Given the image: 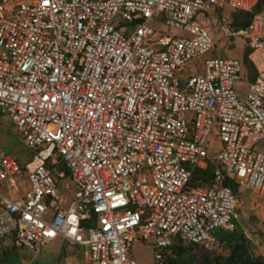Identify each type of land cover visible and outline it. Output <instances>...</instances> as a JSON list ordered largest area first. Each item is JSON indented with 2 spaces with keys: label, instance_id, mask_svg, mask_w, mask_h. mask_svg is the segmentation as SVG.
I'll return each instance as SVG.
<instances>
[{
  "label": "built area",
  "instance_id": "built-area-1",
  "mask_svg": "<svg viewBox=\"0 0 264 264\" xmlns=\"http://www.w3.org/2000/svg\"><path fill=\"white\" fill-rule=\"evenodd\" d=\"M254 1L0 0V115L32 152L21 165L0 147V237L32 254L59 238L91 264H141L129 248L151 238L166 264L174 239L210 248L234 231L225 177L264 198V14L231 19ZM236 36L256 69L243 98L241 59L217 49L202 71L174 75ZM207 162L211 182L191 185Z\"/></svg>",
  "mask_w": 264,
  "mask_h": 264
},
{
  "label": "rangeland",
  "instance_id": "rangeland-1",
  "mask_svg": "<svg viewBox=\"0 0 264 264\" xmlns=\"http://www.w3.org/2000/svg\"><path fill=\"white\" fill-rule=\"evenodd\" d=\"M261 13L264 14V7L261 10ZM157 17L159 18V16ZM150 25L155 30H165L167 28L163 19L155 20V22H151ZM176 35H183V33L177 30ZM244 47L246 46L241 37H221L215 46L211 47L202 54L188 59L182 65L177 67L174 70V75L181 77L184 75H189L193 72L202 71L204 59L215 55L216 49L224 57L242 59ZM246 89L247 84L243 78H241L234 86V90L239 98L244 97ZM3 122V125L0 127V147L6 152H11L22 162H24L26 159L29 160L31 157L30 150L21 140L19 134L14 129L13 124L7 121L5 118H3ZM220 146L221 141L218 139L217 129L214 127L209 135L207 149L216 151ZM70 185L72 188L73 184ZM58 190L60 192H65V188L62 185L61 180L58 181ZM236 196L239 201L237 208L240 215L239 227L237 225L238 230L243 229L244 227L250 238H257L258 242L254 245H250L252 244L251 242L247 244L249 254L252 258L264 257V255L256 254L257 251L264 252V230L258 228L261 223L259 222V218L257 219L255 216L256 214H259L258 216H263L260 217V219L264 218V198L256 196L251 193L250 190L244 188H238L236 191ZM251 219L255 221H252ZM254 222H256L257 225H253ZM246 223H248L247 227H245V225H247ZM217 234V245H213L210 248H206L199 244H190L187 241L181 242L178 241V239H174V242H176L175 244H178L177 242H179L180 246L183 248V250H185V253L182 255L184 259L183 262L185 264H194L196 262L199 263L203 259L204 254H207L206 252H210L212 249H217L223 255L228 254L233 241L226 239L224 240L221 238L220 232ZM72 245H70L68 242H64L62 244L59 238H55L49 241L41 250V252L37 254H32L25 249H17L16 251L18 254H12L11 260L14 262V264H89L88 260L83 255V248L81 246L79 247ZM153 252L154 246L151 238L144 241H141L139 238H135L129 248L128 256L129 258H132L141 264H154L152 257ZM1 253L2 252H0V256L3 257ZM6 254L7 256L9 255L8 253ZM169 256L171 258H175L176 255L170 252Z\"/></svg>",
  "mask_w": 264,
  "mask_h": 264
},
{
  "label": "trees",
  "instance_id": "trees-1",
  "mask_svg": "<svg viewBox=\"0 0 264 264\" xmlns=\"http://www.w3.org/2000/svg\"><path fill=\"white\" fill-rule=\"evenodd\" d=\"M264 7V0H255L250 10H238L232 14V26L235 28H241L246 26L252 16L257 13L261 12ZM134 22L130 23V26H134ZM242 64H243V79L247 82L252 81L256 75V69L248 57V49L244 47L243 54H242ZM64 165L60 164L58 168H63ZM213 164L207 162L205 168H193L191 173L190 184L191 185H198V184H207L210 183L213 177ZM225 185L231 187L232 191L236 194L237 189L239 188L237 184H235L229 177H225L224 180ZM221 238L224 240H232L233 243L230 246L228 254H221V253H210L206 252L204 254L203 259L199 263L194 264H239V263H246L253 260H264V257H254L252 258L248 251V245L245 241V238L241 231L237 230L221 233ZM2 238V237H0ZM180 241V240H178ZM184 242V241H181ZM174 242L170 248H167L165 253V260L167 264H185L183 262L182 255L185 253V250L178 244ZM193 244V243H190ZM172 252L176 256L175 258H171L169 253Z\"/></svg>",
  "mask_w": 264,
  "mask_h": 264
},
{
  "label": "crops",
  "instance_id": "crops-1",
  "mask_svg": "<svg viewBox=\"0 0 264 264\" xmlns=\"http://www.w3.org/2000/svg\"><path fill=\"white\" fill-rule=\"evenodd\" d=\"M248 11V10H247ZM234 13V12H233ZM232 13V14H233ZM253 17V16H252ZM231 19H232V15H231ZM252 19V18H251ZM247 82V81H246ZM3 118H5L7 121H9V122H11L10 120H9V118L6 116V115H0V127L3 125ZM14 127V126H13ZM15 129V128H14ZM18 133V132H17ZM20 136V135H19ZM21 138V137H20ZM22 140V139H21ZM23 141V140H22ZM24 142V141H23ZM24 144H25V142H24ZM26 145V144H25ZM27 146V145H26ZM28 147V146H27ZM29 148V147H28ZM30 150V149H29ZM6 152V151H5ZM10 156H12L13 158H15L21 165H25L27 162H29V160L32 158V152L30 151V153H31V157H30V159L29 160H25L24 162H22V161H20L16 156H14L11 152H7ZM60 164H63L64 165V167L63 168H58L59 167V165ZM62 170L63 172H64V175H65V179L66 180H61L62 181V183L64 182V181H70L71 179V173H70V171H69V169L66 167V165L60 160L59 161V164L57 165V168H56V170ZM25 185V184H24ZM63 185V184H62ZM70 188H71V185H70ZM71 189H73V186H72V188ZM248 190V189H247ZM251 193H253L254 195H256V196H258L257 194H255L254 192H252L251 191ZM251 199H253V198H251ZM248 200V199H247ZM249 201V200H248ZM264 214V213H263ZM259 214H256L255 216H256V218L258 219L259 218V222L261 223L260 224V226H258V228H260V229H262V230H264V218H262V219H260V217H263V216H258ZM239 218H240V215H239ZM248 219H250V218H248ZM245 220V219H244ZM252 221H255V220H253V219H251ZM239 221H240V219H238V222H237V225H238V227H239ZM258 221V220H257ZM247 225H245V227H247L248 226V223H246ZM250 224V223H249ZM253 225H257L256 224V222H254V224ZM238 227H237V230H238ZM240 229V228H239ZM249 229V228H248ZM239 231H241L242 232V234H243V236H244V238H245V241L247 242V244L248 243H252V244H250V245H254V244H257L258 242H257V238H255V239H251L250 238V236H249V234L246 232V230H245V228L243 227V229H240ZM220 233H227V232H225V231H223V232H220ZM219 238V237H218ZM61 240V239H60ZM254 240V241H253ZM259 241V240H258ZM65 241H62L61 240V243L63 244ZM70 245H72V244H70ZM72 246H81L82 248H83V255H84V257H86L85 256V253H86V248L84 247V246H82V245H77V244H75V245H72ZM168 248H170V247H168ZM17 249H20V248H18V247H16L15 245H14V243H13V239H12V237H10V236H6V237H3L2 236V238H0V252H2L1 254L3 255V257H1L0 258V264H14V262L11 260V258H12V254H18L17 253ZM69 249H70V247H69ZM167 250V248L166 249H164L163 250V252L164 251H166ZM41 252V251H40ZM39 252V253H40ZM6 253H8L9 255L7 256V254ZM210 253H216V254H218V253H220V251H218L217 249H212V250H210ZM256 254H260V255H264V252L263 251H260V252H256ZM164 255H165V253H164ZM89 264H91V263H89Z\"/></svg>",
  "mask_w": 264,
  "mask_h": 264
},
{
  "label": "water",
  "instance_id": "water-1",
  "mask_svg": "<svg viewBox=\"0 0 264 264\" xmlns=\"http://www.w3.org/2000/svg\"><path fill=\"white\" fill-rule=\"evenodd\" d=\"M239 264H264V260H253L246 263H239Z\"/></svg>",
  "mask_w": 264,
  "mask_h": 264
}]
</instances>
